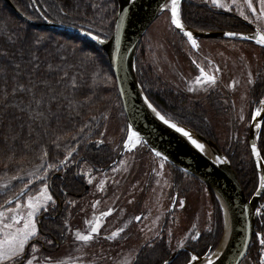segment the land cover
Returning a JSON list of instances; mask_svg holds the SVG:
<instances>
[{
	"label": "trees",
	"instance_id": "16d2710c",
	"mask_svg": "<svg viewBox=\"0 0 264 264\" xmlns=\"http://www.w3.org/2000/svg\"><path fill=\"white\" fill-rule=\"evenodd\" d=\"M11 1L24 15L36 22H43V17H45L56 23L83 28L104 38L110 37L114 31V21L118 9L116 0H35L40 14L31 0ZM181 18L186 26L196 30L252 31L251 23L245 22L238 14L218 12L205 3L184 0L181 6ZM17 37H20L25 48L30 50L29 54L33 58H38L40 63L38 78L51 83L59 96L67 99H59L58 103L52 104V112L56 115L45 122L47 127L43 136L38 131H34L33 135L29 136L26 117H23L18 109L8 106V104H17L20 97H10L6 104L3 95L5 92L11 93L17 82V74L11 64L7 61H0V181L18 177L38 167L43 162L40 159L41 149L48 152V156L45 158L47 164L58 165L75 147L76 152L73 153L67 165L69 167L64 173L56 174V171L48 170V184L51 183L50 188L53 196H63L61 189H64L69 197H86L89 192L85 190V181L79 174L80 168L78 169L76 166L79 167L80 163L86 160L98 166L106 165L105 167H107L110 165L109 163H112L113 159L117 157V153L111 146L105 145V141L103 144L96 143L99 140H104L100 133H104L114 123L116 124L115 128H120L124 121L126 129L128 128L115 76L107 55L99 46L80 36L36 27L25 22L4 0H0V51H14L15 49L11 45ZM38 39L40 42L36 43ZM182 39L184 38L182 37ZM172 45L174 54L182 57L184 55L182 41ZM19 47L20 43H17L16 48ZM146 50L142 40L136 57V69L138 80L154 106L157 104L164 110L176 113L186 121L183 123L184 125L203 136L208 135L212 138L215 137L214 135H224L220 133L223 129L221 127L227 124H236L234 120L228 122L229 106L234 103L232 95L228 91H223V94L219 95V99L207 97L204 101L184 95L178 90L183 85L179 73L171 74L169 71V74L164 75L153 61L154 58H150V63H148ZM17 62L24 66V79L27 81L31 66L24 60H13L12 64ZM49 65L60 68L62 71L59 73L49 72ZM65 72L69 77L77 78L78 87L76 89L71 87V79L60 83V77ZM171 77L173 78L171 79ZM263 95L264 69L250 91V99L253 104L259 103ZM69 100L72 101L71 106L68 104ZM103 115H107L109 119H102ZM93 116L96 117L95 121L92 120ZM209 119L215 120L214 128H212ZM215 122L212 123L215 124ZM21 124H24L23 128H21ZM85 124L91 126L90 133L87 128L84 133L80 132ZM232 128L234 129V127ZM73 136L76 137L75 140ZM53 141H57L59 146ZM259 149L264 160V123L259 139ZM221 150L229 158L246 195L251 197L257 189L258 176L251 157L248 139L245 143L234 142L231 153L222 148ZM39 175H44L43 169ZM33 180L35 179L33 178ZM178 184L177 186L181 188L182 185ZM21 185H23L22 181L16 183L12 189ZM128 187L126 185L124 189L121 188L118 191L122 192L125 198L130 196ZM29 188L33 192L36 190L34 183ZM8 194L9 190L0 193V204ZM212 203L215 211L213 230L209 233H201L200 241L197 243L200 251L193 250L199 255L205 254L204 250L208 245L215 247L223 232L221 208L213 197V193ZM69 210V204H65L59 219L54 224L46 225V231L60 238V232L63 230L62 219L63 216L67 217L72 212ZM263 229L264 224L259 218L257 230ZM260 248L261 246L255 238L241 264H259ZM174 251H171L165 240L162 239L153 246H145L134 264H163ZM189 259L190 253L182 251L172 264H185Z\"/></svg>",
	"mask_w": 264,
	"mask_h": 264
},
{
	"label": "rangeland",
	"instance_id": "374dc122",
	"mask_svg": "<svg viewBox=\"0 0 264 264\" xmlns=\"http://www.w3.org/2000/svg\"><path fill=\"white\" fill-rule=\"evenodd\" d=\"M187 1L205 3L215 10L218 9L212 5L211 0ZM220 2L225 5L226 9H230L227 11H232L240 17H242L239 13L240 9L244 10L245 15H249L244 0H238L237 5H233L232 0H220ZM254 5L258 7V0H254ZM249 20H252V24L264 32V21L257 22L250 15ZM244 21L248 22L245 19ZM178 41L183 43L184 55L182 57L172 51V44ZM143 44L147 49L146 60L148 63L154 58L153 61L164 75L171 71V74L178 72L179 75L185 73L190 76L184 77V80L194 89L193 97L197 99L201 98L202 87L205 88V85H197L195 82L199 75L198 72L196 73L195 63L200 66L202 63H208L210 66L211 62H216L221 66L224 70V77L220 83L223 84L224 91H228L232 95V101H234L233 105L229 106L228 122L234 120L236 124H227L221 127L223 129L219 132L224 135H214L216 143L229 153L232 151L234 142L245 143L248 139L253 113L259 106L258 102L253 104L251 101L250 91L264 69L263 49L252 42L227 39H199L197 41L198 48L193 49L190 42L182 39L174 30L169 12L163 13L150 26L143 37ZM249 72L252 74V84L248 83ZM180 79L182 80L183 77ZM184 80H182L183 84H185ZM209 120L212 128H214L215 120ZM115 125L114 123L106 129L101 138H104L105 145L111 146L118 156L121 147L127 140L128 128L126 129L125 121L120 128H115ZM116 158L113 159L112 163H109L112 164V167L107 170H103L106 165H94L88 160L81 162L79 167L76 166V168H80L79 174L90 187L86 197L93 199V201L76 203V208L80 210L74 211L73 214L75 220L78 218V213H81L80 215L85 213L87 218L75 221L78 225L70 233L67 231L68 243L60 251L46 252L39 245H36L38 264H45L44 258L46 257L55 261L64 260L68 264H134L145 246H153L156 242L164 239L169 249L173 251L179 248L181 244L186 245L196 230L200 233H209L213 230L215 215L212 205L213 192L201 180L176 168L167 160L156 157L143 142L137 147L125 149L121 157L118 160ZM160 165L163 167L161 168ZM68 167L61 168L56 171V174L64 173ZM36 168L18 176L22 179L8 178L0 181V193L9 190L8 196L0 204V211H5L6 216L10 213L6 211L8 207L3 208V205L21 189H25V185L30 187L34 183L36 190L35 192L30 191L19 200L22 211L28 195H38L44 183L49 187L48 179L41 182L36 176H30V173H33ZM30 179L32 184H28ZM89 179H92L91 184L88 183ZM26 180L28 181L25 183ZM20 181L23 182V185L12 189ZM101 181H104L103 191L99 190L98 187ZM177 184L182 185L183 190ZM126 185L129 186L130 196L128 198L119 195L122 192H118L119 189H124ZM49 192L52 194L50 188ZM174 192H179L180 195L174 210H171ZM213 197L220 206L214 193ZM109 200L114 202L108 205ZM97 201L99 203H96ZM93 204H95V208L87 210V207L93 206ZM9 207L15 208V203ZM109 209H113L112 214L99 219L101 213ZM44 212L41 211L37 214V223L39 216ZM123 215L124 218H122ZM137 216H140L141 220L137 221L135 219ZM222 217L224 225L223 213ZM97 219L102 225L99 235L88 245L75 242V231L79 230L86 234L89 230V224L94 223ZM120 228H124V232L116 240L105 239ZM209 229L211 230L209 231ZM223 235L224 227L218 244L215 247L208 245L204 250L205 254L210 250L213 253L218 249ZM195 248L200 251L197 244Z\"/></svg>",
	"mask_w": 264,
	"mask_h": 264
},
{
	"label": "water",
	"instance_id": "95a60500",
	"mask_svg": "<svg viewBox=\"0 0 264 264\" xmlns=\"http://www.w3.org/2000/svg\"><path fill=\"white\" fill-rule=\"evenodd\" d=\"M4 1L25 22L36 27L49 28L80 36L96 44L106 53L115 76L128 128L131 127L133 131L139 133L141 141L144 142L152 153L155 154L156 151L161 152V158L164 159L166 156L167 159L165 160L173 166L206 184L220 203L224 216L223 239L215 252L211 253L210 250L206 254L201 255L202 264H206V260H204L205 256H212L215 264H241L251 247L256 230L257 208L264 195V190H259V176L264 175V168L256 166V159L251 153L252 144H256L258 151H260L259 139L264 123V119H262L264 117V105L259 103L258 106L261 109V117L254 118L255 112L253 113L248 132V145L258 176L257 189L251 197H248L229 158L221 151L216 142L181 123L173 121L191 132L194 138L205 145V152H199L186 138L160 122L145 104V97L147 96L138 80L136 56L142 39L150 26L165 12H169L171 19L170 0H136L135 6L131 0H116L118 10L115 16L114 31L109 38L99 36L104 40V43H98L89 36L84 35V33L89 31L79 27L56 23L45 17H43V22H36L24 15L11 0ZM182 2L183 0H180V8ZM32 3L40 13L35 0H32ZM165 3L169 5V8L162 11L161 9ZM181 22L185 30L193 33L195 39L240 40L252 42L264 49V46L256 44L254 39L244 40L239 36L230 38L224 35L226 32L233 31L196 30L186 26L182 19ZM172 26L181 36L185 37L179 29H176L174 25ZM256 30L257 28H253L252 32L234 33L254 35ZM261 99H264V95ZM257 124L260 127H256ZM124 150L125 148L122 146L116 160L121 157ZM217 156L226 158L228 162L224 164L215 163ZM261 163L264 164L262 156ZM110 167L111 165L107 166L106 169ZM29 190V188L25 189L26 193ZM22 197L24 196H20L19 200ZM16 199L17 195L9 200L14 201L11 205L15 203ZM177 200L178 193H175L171 202V210H174ZM11 205L6 202L3 208ZM196 235L199 236L200 233L197 232ZM220 247L222 248L219 251ZM185 250H188L187 246L183 248L179 247L175 250L167 259L168 264H172L179 253ZM192 254L194 253L190 252V256ZM214 254H218V256ZM185 264H188V262Z\"/></svg>",
	"mask_w": 264,
	"mask_h": 264
},
{
	"label": "snow or ice",
	"instance_id": "6c2138e0",
	"mask_svg": "<svg viewBox=\"0 0 264 264\" xmlns=\"http://www.w3.org/2000/svg\"><path fill=\"white\" fill-rule=\"evenodd\" d=\"M133 5L135 6L136 0H131ZM213 6L225 10V5L220 2V0H211ZM233 5L238 4V0H232ZM244 4L246 8L249 10V15L254 17L257 22L264 21V0H258V7L254 5V0H244ZM169 5L165 3L164 7L161 9L168 10ZM170 12H171V23L175 26L176 29H179L183 35L190 42L193 49L198 48L197 40L193 37V33L191 31L185 30L184 26L180 19V0H170ZM240 15L248 20L249 23H252V20H249V15H245L243 9L239 10ZM84 35L89 36L92 40L97 41L98 43H104L99 35H93L91 31L84 33ZM227 37H237L244 40L254 39L255 43L261 46H264V33L258 28L255 31L254 35H244L237 34L234 32H226L224 33ZM118 39V37H117ZM38 39L36 43H39ZM20 43V47L17 49L16 44ZM12 48L15 49L12 52L8 51H0V61H7L12 65L14 71L16 72V83L13 86L11 93L5 92L4 99L5 103L8 104L9 98L20 97V100L17 104L11 105L8 104L9 107L13 109H18L20 114L23 117H26V122L29 129V136L33 135L34 131H38L41 136L44 134V130L46 129V121H49L52 116L56 114L52 112V104L58 103L59 99H67L66 97H60L56 90L53 88L52 84L44 79H39V69L40 63L38 62V58H33L29 53L30 50L26 49L22 39L17 37L12 41ZM66 59V58H62ZM13 60H24L28 65L31 66V69L28 72V79L25 81L24 79V66L20 63L12 64ZM195 63V61H193ZM199 68L200 74L196 77L195 82L197 85H215L217 82L216 76L214 74H209L205 71L203 67H200L199 64L196 65ZM49 72L59 73L62 71L60 68L53 67L52 65L48 66ZM220 69L215 68V72H219ZM249 79L248 83L252 84L253 80L251 79V72L248 73ZM71 79V87L76 89L78 87L77 78L75 76L69 77L68 73L65 72L63 76L60 77V83H64L66 80ZM6 82V81H5ZM194 89L189 86L188 91L191 92ZM260 104L264 105V99H261ZM69 106H71L72 101H68ZM145 104L152 111L155 117L166 125L169 129L174 130L176 133L180 134V136L186 138V140L199 152H205V145L200 143L198 139L194 138L192 133L186 130L184 127L179 126L177 123L173 122V120L166 117V115L162 114L161 111L157 110V107L153 106L151 102H149L148 98L145 97ZM255 117H261V109L257 108L255 110ZM102 119L107 120L109 117L107 115H103ZM264 119V117H262ZM92 120L95 121L96 117L93 116ZM24 127V124H21V128ZM256 127H260L259 124ZM89 129V133L91 131V126L85 124L83 128L80 129L81 133H84L85 129ZM101 136L104 135L103 132L100 133ZM16 139V137H13ZM75 140L76 137L73 136ZM141 142V137L137 131H133L131 127L128 128L127 140L124 143L125 149H130L136 146V144ZM53 143H57V141H53ZM97 144H103L104 140H99L96 142ZM57 146L58 143H57ZM42 155L40 159L43 161L33 173H30V176H36L38 180L41 182L47 179L48 170L59 171L62 167L66 168L69 160L71 159L74 152H76V148H72L65 159L61 161L58 165L47 164L46 157L48 156V152L44 149H41ZM251 153L256 159V166L258 168H264V164L261 163L262 153L258 151L257 145H251ZM156 157H161L162 153L159 151L155 152ZM164 159H167L165 156ZM228 161L226 158H221L217 156L215 159V163L224 164ZM162 168L163 165H160ZM44 170V175H39L41 170ZM115 170V169H114ZM13 179H22V177H13ZM88 183H92V179L88 180ZM28 184H32V180L28 181ZM104 181L100 182L99 190H104ZM5 187H8L5 185ZM28 185H25V189H27ZM25 189H21V191L17 194V199L15 201V208L8 207L6 211L10 213V215L6 216L5 211H0V264H34L37 262L38 257L36 253L38 252V248L36 244H31L30 241L38 238V229H37V221L36 216L41 211H47L49 206H54L56 201L53 199L52 194L49 192V187L46 183H44L43 188L40 190L39 194L36 196H27L26 204L23 206L19 202L20 196L27 195ZM259 190H264V175L259 176ZM14 201H8L7 203L11 205ZM69 203H72L69 201ZM96 203H99L97 201ZM131 203V201H129ZM223 207V206H222ZM93 208H95V204H93ZM113 209H109L108 211L102 212L99 219L106 218L112 214ZM227 215V213H225ZM257 214H260L259 210H257ZM97 219L94 223L89 224V230L86 234L81 233V231L77 230L74 233V241L81 242L84 245H88L92 242L100 233V229L102 225ZM137 221L141 220L140 216L135 217ZM65 229L71 231L68 228L67 223H65ZM211 229H209L210 231ZM124 232V228H120L117 231L111 233V235L105 237L107 240H116L120 237L121 233ZM258 240L259 245L264 248V233H256L255 234ZM192 240H198V235H193L191 237ZM48 245H53L54 241L52 239H47L45 241ZM30 247V252L27 251ZM181 248L184 247L183 244L180 245ZM217 255L218 254H214ZM45 264H68L67 261L58 260L55 261L51 258H44ZM204 260H206V264H215V260L212 256H205ZM164 264H168L166 260ZM188 264H202L201 256L199 254H192L190 256V260ZM259 264H264V257H261Z\"/></svg>",
	"mask_w": 264,
	"mask_h": 264
},
{
	"label": "flooded vegetation",
	"instance_id": "af4514ba",
	"mask_svg": "<svg viewBox=\"0 0 264 264\" xmlns=\"http://www.w3.org/2000/svg\"><path fill=\"white\" fill-rule=\"evenodd\" d=\"M207 6H209V5H207ZM216 10L218 12H228V13L234 14V12H232V11H227V10L221 9V8H218ZM204 64L202 63V65L200 67H203L207 73L214 74L216 76L217 82L215 85H205V88L202 87V95H201L200 99H203V101L207 97H210L212 99H219V95L223 94V91H224V89L222 88L223 84L220 83L222 77H224V74H223L224 70L216 62H211V65H210L211 67L208 65V63H204ZM195 65H197V64L195 63ZM217 67L220 69L219 72H215V68H217ZM197 72L200 74L199 68H196V73ZM180 77H183L182 80H184V77H190V76H187L184 73V74H180ZM184 82H185V84H183L181 87H179V89H178L179 92L184 94V95H189V96L193 97L194 92L188 91V88L190 85L187 84V81L184 80ZM155 107H157V109L159 111H161L162 114L166 115L167 118L172 119L174 121H177L181 124L186 123V121H184L176 113H172L170 111L164 110V108L159 107V105H157V104L155 105ZM205 137H207L213 141H216L215 137L212 138L211 136H208V135ZM105 168L106 167H103V170H106ZM50 185H51V183H50ZM50 185H49V188H50ZM84 188L87 192L90 191L89 185L86 184L85 182H84ZM61 190H63L62 192L64 195L63 196H58V195L54 196L53 198L56 201V204L54 206H50L47 211H45L43 214H41L39 216L38 223H37L38 238L30 241V245L33 243L36 245H39L46 252H58V250L60 251L62 249V247H64L68 243V238H67L68 237V234H67L68 230L65 229V227H64L65 223H67V226L69 229L73 230L78 225L75 221H77L78 219H81V218H87V215L85 213H82V215H80L81 213H78V215H77L78 218L75 220V215L73 213L76 210H78V211L80 210V209L76 208V203L84 202V201L88 202V200L90 203L91 201H93V199H91V198L89 199L87 197H69L67 195V193L64 191V189H61ZM50 191H51V188H50ZM175 193H178V198H179V195H180L179 192H174V194ZM69 201H71L72 203H69ZM108 202H109L108 205H111L114 201L110 202V200H109ZM177 202H178V200H177ZM65 204H69V206H70L69 211L72 210V212H70L67 215V217L63 216V219H62L63 220V230H62V232H60V238H57L54 235H52L51 233H49L48 231H46L45 226L48 224H54L59 219V216L61 215L60 212L65 208ZM90 208L93 209V206L89 205V207H87V210ZM122 218H124V215L122 216ZM69 233H70V231H69ZM196 233H197V230L193 233V235H196ZM191 237H190V240L188 241V243L186 244V246L188 247V250H185V251L189 252V253L191 252V253L197 254L196 252H193V250H196L194 245H196L200 241L201 233L199 235L198 240H192ZM47 239H52L54 241L55 247H53L54 244L53 245L46 244L45 241ZM26 250L30 251V247Z\"/></svg>",
	"mask_w": 264,
	"mask_h": 264
},
{
	"label": "built area",
	"instance_id": "2783aa9c",
	"mask_svg": "<svg viewBox=\"0 0 264 264\" xmlns=\"http://www.w3.org/2000/svg\"><path fill=\"white\" fill-rule=\"evenodd\" d=\"M259 212H260V214H259V216L261 217V219H262V224H264V199H263V201L259 204ZM257 233H264V229L263 230H259ZM256 240H257V237H256ZM257 242H258V240H257ZM260 259H261V257H264V248H260Z\"/></svg>",
	"mask_w": 264,
	"mask_h": 264
},
{
	"label": "bare ground",
	"instance_id": "6f19581e",
	"mask_svg": "<svg viewBox=\"0 0 264 264\" xmlns=\"http://www.w3.org/2000/svg\"><path fill=\"white\" fill-rule=\"evenodd\" d=\"M142 143V141L140 142V143H138V144H136V146L135 147H137L139 144H141ZM134 148V147H133ZM125 188V187H124ZM126 190H127V187H126ZM119 195H121V196H123V193L122 194H119ZM223 244H224V242H223ZM223 246V245H222ZM221 248L222 247H220V249H219V251L221 250Z\"/></svg>",
	"mask_w": 264,
	"mask_h": 264
}]
</instances>
